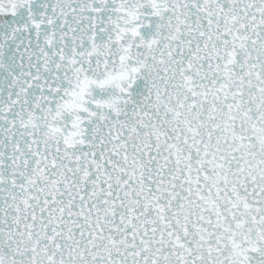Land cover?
Wrapping results in <instances>:
<instances>
[{
    "label": "snow or ice",
    "instance_id": "6c2138e0",
    "mask_svg": "<svg viewBox=\"0 0 264 264\" xmlns=\"http://www.w3.org/2000/svg\"><path fill=\"white\" fill-rule=\"evenodd\" d=\"M0 264H264V0H0Z\"/></svg>",
    "mask_w": 264,
    "mask_h": 264
}]
</instances>
